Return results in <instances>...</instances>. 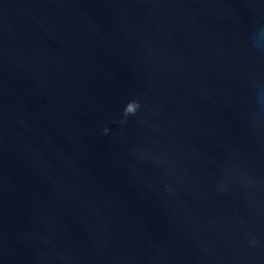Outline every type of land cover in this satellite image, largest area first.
I'll list each match as a JSON object with an SVG mask.
<instances>
[{"label":"water","instance_id":"95a60500","mask_svg":"<svg viewBox=\"0 0 264 264\" xmlns=\"http://www.w3.org/2000/svg\"><path fill=\"white\" fill-rule=\"evenodd\" d=\"M0 264H264V0H0Z\"/></svg>","mask_w":264,"mask_h":264},{"label":"clouds","instance_id":"9594fccd","mask_svg":"<svg viewBox=\"0 0 264 264\" xmlns=\"http://www.w3.org/2000/svg\"><path fill=\"white\" fill-rule=\"evenodd\" d=\"M140 107L139 101H132L130 103L127 104L125 110H124V115L125 118L130 115V114H135L138 110V108ZM126 122L125 120H122L121 123ZM104 132L107 133L108 129L105 128Z\"/></svg>","mask_w":264,"mask_h":264}]
</instances>
